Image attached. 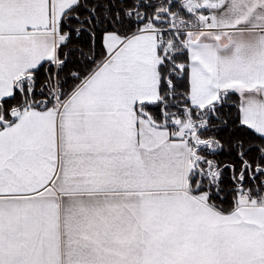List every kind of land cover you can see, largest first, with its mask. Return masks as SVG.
<instances>
[{"label":"snow or ice","instance_id":"obj_1","mask_svg":"<svg viewBox=\"0 0 264 264\" xmlns=\"http://www.w3.org/2000/svg\"><path fill=\"white\" fill-rule=\"evenodd\" d=\"M0 264H264V0H0Z\"/></svg>","mask_w":264,"mask_h":264}]
</instances>
